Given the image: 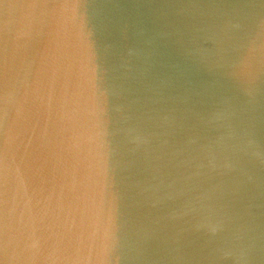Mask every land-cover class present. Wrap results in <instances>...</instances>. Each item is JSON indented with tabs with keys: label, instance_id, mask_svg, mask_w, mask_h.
<instances>
[{
	"label": "water",
	"instance_id": "1",
	"mask_svg": "<svg viewBox=\"0 0 264 264\" xmlns=\"http://www.w3.org/2000/svg\"><path fill=\"white\" fill-rule=\"evenodd\" d=\"M0 264H264V0H0Z\"/></svg>",
	"mask_w": 264,
	"mask_h": 264
}]
</instances>
